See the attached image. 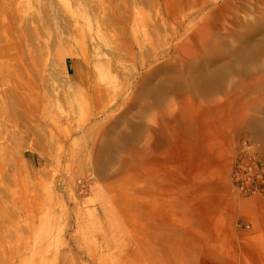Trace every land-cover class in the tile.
I'll use <instances>...</instances> for the list:
<instances>
[{
	"label": "rangeland",
	"instance_id": "1",
	"mask_svg": "<svg viewBox=\"0 0 264 264\" xmlns=\"http://www.w3.org/2000/svg\"><path fill=\"white\" fill-rule=\"evenodd\" d=\"M57 1L78 13L88 10L91 5L90 0L86 5L84 0ZM150 1L113 0L111 3L128 16L127 28L132 43V31L137 35L145 20L153 26L152 50L150 57L141 59L136 55L132 63L125 64L124 69L115 74L119 84L132 83L130 89H124V84L119 89L118 98L123 97L124 102L114 106L105 100L102 105L106 108L107 119L103 120L101 114L79 123L82 129L89 127L90 134L78 130L69 140H64L66 149L71 146L70 150L79 151L74 157L76 163L77 159L90 161L106 131L124 129L125 125L120 121L123 113L138 121L136 113L146 104L136 97L134 87L145 73L158 71L164 62L186 60V52L196 55L200 51L196 33L199 27L210 28L211 32L218 31L217 28L229 32L234 28L227 12L220 13L221 20L213 16L201 19L203 13L220 6L222 0H215V4H210L213 0H207L209 7L203 13L189 10L191 22L186 31L177 26L182 14H186L184 8L181 9V0H176V6H172L173 0ZM229 1V6L240 18L251 10L264 14V0ZM22 3L29 8L36 0H22ZM166 6L172 7L171 10L179 9L175 17L166 13ZM176 18L178 20H174ZM158 38L161 44H158ZM72 47L77 50L66 44L51 49L47 71L32 78L39 101L43 94L55 100L46 110L48 118L44 127L49 131L58 115L68 110L64 100L71 95L65 93L66 79L79 85L77 78L89 70L80 52L74 53L65 63L57 56L63 49ZM224 82L214 103L202 102L195 94L182 91L169 94L167 102L149 109L141 118L143 133L140 141H129L115 155L109 151L103 153L108 170L101 179H92L88 166L77 167L67 153L55 152L50 146L44 149V155H40L37 147L30 144L32 137L21 134L22 149L17 151L10 144L6 168L16 165L21 168L17 192L23 189L28 192L33 188L39 192L41 200H47L50 193L52 206L45 218L19 217L11 221L7 218L0 231V264H152L139 250L145 243L147 225L136 216L137 202H151L157 211L163 209L167 212L166 219L180 230L181 241L185 244H182L176 264H231L229 258H238L235 264H247L241 235L247 230L245 219L249 212L247 210L246 215L244 207L249 206L251 198H237L231 193L228 171L236 144L247 141V136L254 138L256 123H264V87L242 86L240 84H246L248 80L235 76L229 81L224 78ZM125 97L127 100L134 98V101L124 100ZM188 99L193 102L185 103ZM84 103L85 109L77 111L81 119L87 116L86 104L94 109L90 100ZM61 125L64 126V122ZM135 154L139 155L133 157ZM39 160L44 165L38 166ZM42 168L44 172L32 178L30 171L37 172ZM9 189L13 190L12 186ZM131 201L134 204L130 208L127 203ZM77 203L79 207H76ZM120 210H128V216L122 215ZM76 211L84 217L79 227H76ZM142 225L145 227L141 230ZM105 234L107 239L117 241L115 247L106 250L99 247ZM151 245L155 251L160 250L158 244ZM215 249L222 253L205 252ZM135 250H139L136 258L131 255ZM157 256L160 262L166 260L162 252Z\"/></svg>",
	"mask_w": 264,
	"mask_h": 264
},
{
	"label": "bare ground",
	"instance_id": "2",
	"mask_svg": "<svg viewBox=\"0 0 264 264\" xmlns=\"http://www.w3.org/2000/svg\"><path fill=\"white\" fill-rule=\"evenodd\" d=\"M84 1L85 5L89 3L88 0ZM176 2L173 0L172 6H176ZM111 3L113 4V0H90L89 9L78 13L71 6H64L57 0H36L34 6L29 8L23 5L22 0H0V231L7 218L9 221L19 217L45 218L51 211L50 193L47 195V200H41L39 192L33 188L28 189V192L25 189L17 192L21 168L19 165L6 168L5 158L8 148H11L10 144L12 143V147L17 151L22 149L21 134L26 138L32 137L33 141L30 144L38 148L35 149L40 155H44V149H49L50 146L55 152L67 153L70 161L77 167L88 166L92 179H101L108 170L103 153L109 151L115 155L129 141H140L143 133L141 118L145 117L148 110L155 105L167 102L169 94L189 91L200 101L211 104L216 101L214 97L224 87V78L229 81L234 76L248 80L246 84L241 83L242 86L264 87V14L251 10L246 11L240 18L229 6V0H222L220 6L204 14L203 11L209 7L207 0H181V9L184 8L186 14H182L179 20L177 18L174 20H178L177 26H181L184 31L191 22L190 14H187L191 9L203 13L201 19L206 20L212 16L221 20L220 13L227 12L230 14L234 28L229 32L220 31L218 28L216 29L218 31L211 32L210 28L199 27L196 33L200 51L196 55L186 52V60L171 64L164 62L160 64L158 71L154 69L145 73L134 87L136 97L142 98L146 104L136 113L138 121H133L123 113L119 120L125 125L124 129L106 131L90 161L82 162L77 159L78 163H76L74 157H77L79 151L70 150L71 146L66 149L64 140H69L78 130L83 134H90L89 127L86 130L82 129L79 123L98 118L101 114L104 116L103 120L107 119L106 108L102 105L104 101L107 100V103L111 102L115 106L123 101V97L118 98L121 86L124 84V89L132 87V83L128 84L129 81L119 84L115 74L124 69L125 64L132 63L136 55L141 59L143 56L150 57L152 50L153 26L148 25L145 20L137 35L132 31L131 38L134 41L132 43L127 28L128 16L124 15L120 7L117 5L114 7ZM215 3L216 1L213 0L210 4ZM171 9L172 7H165L166 13L175 17L179 9ZM162 37L164 38L163 35ZM158 40V44H161L160 38ZM65 44L75 46L78 51L74 47L63 49L57 54L60 60L65 63L67 59L73 58L74 53L80 52L89 70L77 78L79 85L66 79L65 93L71 95L64 100L68 104V110L64 112L65 114L58 115L53 129L49 131L44 127L48 118L46 110L55 100H51L52 96L50 99V96L43 94L39 101L36 97L38 93L33 90L32 78L41 76L47 71L50 50ZM142 65L145 66L143 63ZM88 100L93 102L94 109L86 104L89 110L86 118L81 119L77 111L85 109L84 102ZM124 100L127 98L125 97ZM127 101L133 102L134 98H129ZM184 102L192 103L193 100L188 99ZM63 122L64 126L61 125ZM256 124L258 127L254 126V138L247 136L245 137L247 141L242 142H247L252 147L258 161L264 166L262 160L264 123ZM238 146L236 144V148ZM137 151L142 152L141 149ZM232 163L231 161L228 171L231 193L237 198L259 196V194L241 195L235 190L231 180ZM37 165L44 164L39 160ZM43 172L42 168L37 172L31 170L30 174L35 179ZM11 186L13 190L9 189ZM131 204H134L133 201L127 203V206L130 207ZM76 207H79L78 203ZM156 209L157 207L151 202L135 203L136 216L145 220L147 225L144 231L145 243L139 247V250L152 264L154 262L176 264L178 255L182 252L180 251L182 244L185 243L181 241L180 230L166 219L167 212ZM247 210L248 207L245 205L246 215H248ZM121 213L128 216V210L126 212L123 210ZM75 214L76 227H79L84 217L80 211H76ZM248 226L246 225L245 228ZM144 227L145 225H142L141 230ZM104 237L105 240L99 247H104L106 250L116 246V240L107 239L106 234ZM151 244H158L160 250L155 251ZM139 250L132 251L131 255L136 258ZM161 252L166 256V260L160 262L157 255ZM191 252L192 250L189 253ZM205 252L213 255L222 253L216 249ZM254 258L256 264L264 262H260L258 255H254ZM237 259L229 258V261L235 264Z\"/></svg>",
	"mask_w": 264,
	"mask_h": 264
},
{
	"label": "built area",
	"instance_id": "3",
	"mask_svg": "<svg viewBox=\"0 0 264 264\" xmlns=\"http://www.w3.org/2000/svg\"><path fill=\"white\" fill-rule=\"evenodd\" d=\"M238 145L234 149L231 168V180L235 190L246 196L264 194V166L247 142Z\"/></svg>",
	"mask_w": 264,
	"mask_h": 264
},
{
	"label": "crops",
	"instance_id": "4",
	"mask_svg": "<svg viewBox=\"0 0 264 264\" xmlns=\"http://www.w3.org/2000/svg\"><path fill=\"white\" fill-rule=\"evenodd\" d=\"M248 212L246 217L248 228L242 232L244 239L242 252L247 264H256L254 255H258L260 262L264 261V196L249 197ZM248 256V257H247Z\"/></svg>",
	"mask_w": 264,
	"mask_h": 264
}]
</instances>
